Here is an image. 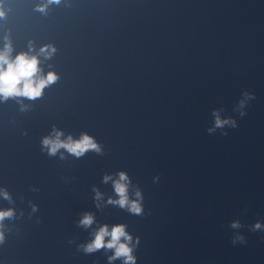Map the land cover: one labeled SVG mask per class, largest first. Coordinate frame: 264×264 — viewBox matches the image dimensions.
<instances>
[{
    "label": "clouds",
    "instance_id": "obj_1",
    "mask_svg": "<svg viewBox=\"0 0 264 264\" xmlns=\"http://www.w3.org/2000/svg\"><path fill=\"white\" fill-rule=\"evenodd\" d=\"M48 3L59 4L60 0H48ZM47 5H39L38 11H45ZM4 16V12L0 10V17ZM12 46L11 43H6L4 48L0 50V99L8 100L9 98L25 97L28 99L39 98L43 90L56 82L58 76L54 72H49L46 76L42 75L40 68V61L37 55H29L27 52H21L14 58L11 56ZM55 52V48L51 45H45L40 49V54L46 58L50 57ZM248 99H253L251 94H245ZM245 101L240 102V106H244ZM245 113L241 112L243 116ZM215 128H223L225 125H231L236 127V123L231 119H220L219 115L214 113ZM215 129H209V132ZM54 131V136H47L42 139V150L47 149L48 155L54 156L61 148L65 149L68 153L81 157L87 151L92 150L100 152V146L95 142L93 137L86 133L81 134L78 140H73L69 136L66 140H61L62 132ZM112 179L111 176L106 175L104 182ZM131 180L126 172L121 171L118 173V179L113 181L114 191L118 199H109L108 203L118 205L122 209H127L133 215H142L143 197L141 192L137 189L134 192L135 199L130 198L129 187ZM0 195L5 200L11 201V196L6 189H0ZM99 198V193H97ZM33 211H36V206L33 205ZM14 210L9 208L7 210H0V244L4 243L3 221L6 218H13ZM94 222V217L90 213H85L79 224L85 228L90 227ZM241 225L239 222L234 221L231 225L232 228H239ZM262 228L261 223L257 222L253 226L252 230H260ZM106 237L108 238L106 240ZM245 242L243 236H237L233 243ZM135 244H139V238H136ZM135 245L133 244V236L126 231V225L117 224L111 227L109 230L108 225H102L95 232L94 238L86 245H81L80 248L83 252L91 254L101 249L112 250L113 254L108 256L109 264L111 262L121 259L123 264H136V257L133 254Z\"/></svg>",
    "mask_w": 264,
    "mask_h": 264
}]
</instances>
